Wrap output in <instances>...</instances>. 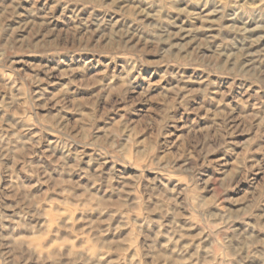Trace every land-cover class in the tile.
Listing matches in <instances>:
<instances>
[{
  "label": "rangeland",
  "instance_id": "374dc122",
  "mask_svg": "<svg viewBox=\"0 0 264 264\" xmlns=\"http://www.w3.org/2000/svg\"><path fill=\"white\" fill-rule=\"evenodd\" d=\"M0 264H264V0H0Z\"/></svg>",
  "mask_w": 264,
  "mask_h": 264
}]
</instances>
